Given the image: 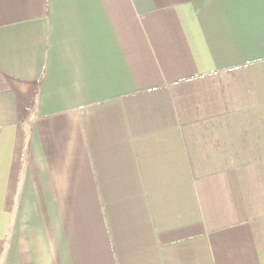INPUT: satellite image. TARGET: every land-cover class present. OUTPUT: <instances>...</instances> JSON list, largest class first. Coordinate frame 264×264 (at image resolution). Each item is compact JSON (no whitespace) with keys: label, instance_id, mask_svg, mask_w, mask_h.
Instances as JSON below:
<instances>
[{"label":"crops","instance_id":"crops-1","mask_svg":"<svg viewBox=\"0 0 264 264\" xmlns=\"http://www.w3.org/2000/svg\"><path fill=\"white\" fill-rule=\"evenodd\" d=\"M0 264H264V0H0Z\"/></svg>","mask_w":264,"mask_h":264},{"label":"rangeland","instance_id":"rangeland-1","mask_svg":"<svg viewBox=\"0 0 264 264\" xmlns=\"http://www.w3.org/2000/svg\"><path fill=\"white\" fill-rule=\"evenodd\" d=\"M181 98H179V101H180Z\"/></svg>","mask_w":264,"mask_h":264}]
</instances>
